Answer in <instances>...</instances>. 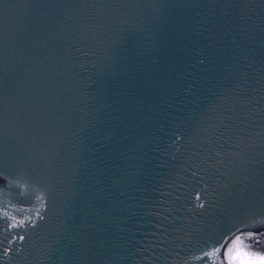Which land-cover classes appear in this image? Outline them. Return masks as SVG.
I'll list each match as a JSON object with an SVG mask.
<instances>
[{
  "label": "water",
  "instance_id": "water-1",
  "mask_svg": "<svg viewBox=\"0 0 264 264\" xmlns=\"http://www.w3.org/2000/svg\"><path fill=\"white\" fill-rule=\"evenodd\" d=\"M0 182V264H259L264 0H0Z\"/></svg>",
  "mask_w": 264,
  "mask_h": 264
},
{
  "label": "bare ground",
  "instance_id": "bare-ground-1",
  "mask_svg": "<svg viewBox=\"0 0 264 264\" xmlns=\"http://www.w3.org/2000/svg\"><path fill=\"white\" fill-rule=\"evenodd\" d=\"M0 202H9V196L18 198L22 203L26 204L24 186L18 184L15 190L0 182ZM17 212V210H15ZM24 216L23 210L18 213ZM17 216V215H16ZM222 237L226 243L239 251L242 255L249 257L257 262L259 257H264V212L249 216L231 227Z\"/></svg>",
  "mask_w": 264,
  "mask_h": 264
},
{
  "label": "snow or ice",
  "instance_id": "snow-or-ice-1",
  "mask_svg": "<svg viewBox=\"0 0 264 264\" xmlns=\"http://www.w3.org/2000/svg\"><path fill=\"white\" fill-rule=\"evenodd\" d=\"M258 261H259V264H264V257H259Z\"/></svg>",
  "mask_w": 264,
  "mask_h": 264
}]
</instances>
